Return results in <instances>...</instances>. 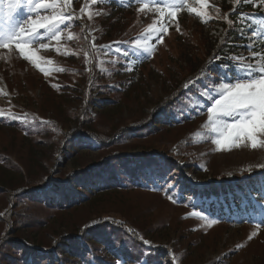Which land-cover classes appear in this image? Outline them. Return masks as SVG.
Listing matches in <instances>:
<instances>
[{"label": "rangeland", "instance_id": "374dc122", "mask_svg": "<svg viewBox=\"0 0 264 264\" xmlns=\"http://www.w3.org/2000/svg\"><path fill=\"white\" fill-rule=\"evenodd\" d=\"M219 3L208 0V7L201 9L198 0H188L173 19L155 10L165 7L164 0L150 4L144 12L138 11L142 5L136 0H97L95 4L72 0L63 9L73 19L66 21L61 41L47 39V32L40 30L44 39L39 43L49 47L41 49L38 42L32 43L43 57L39 63L47 75L14 45L0 49V110L4 112L0 116V187L6 191L0 195V239L7 235L41 249L52 248L61 237L114 216L129 220L147 245L167 248L171 261L177 260L173 264H264V221H260L264 204H256L262 215L218 217L190 195L188 187L181 192L165 184L145 187V191L98 193L68 210L29 204L11 216V193L41 186L57 171L66 177L96 166L105 157L97 137L114 139L133 124L150 132L141 138L131 136L118 151L169 152L188 173L182 180L185 186L209 189L214 183H241L264 173V148L252 149L246 142L239 148L218 150L213 139L219 133L204 127L213 103L209 93L222 83H234L241 74L233 58L242 56L245 63H256L248 45L257 50L264 47L254 31L264 20L238 21L231 27L229 14L220 13ZM190 8L206 10L207 18ZM39 11L42 16L52 14L51 9ZM6 12L7 0H0V31L35 15L23 7L9 22ZM153 25L166 28L160 33L163 43L148 31ZM137 39L151 52L136 48ZM212 95L220 98L215 92ZM223 119L233 122L231 117ZM72 139L80 148L67 153L65 145Z\"/></svg>", "mask_w": 264, "mask_h": 264}, {"label": "trees", "instance_id": "16d2710c", "mask_svg": "<svg viewBox=\"0 0 264 264\" xmlns=\"http://www.w3.org/2000/svg\"><path fill=\"white\" fill-rule=\"evenodd\" d=\"M217 6L221 14H229L231 27H236L238 21L246 20L244 22L249 23L250 20H264V4L260 0H236L235 3L220 0ZM178 101L170 105H176ZM155 128L160 127L156 125ZM149 132V128L133 124L114 139L98 136L105 157L96 166L70 173L66 177L57 171L41 186L32 185L23 192L11 193V216L14 218L17 212H23L29 204L40 205L48 210H68L84 205L98 193L145 191L146 188H160L165 184H171L180 192L188 187V193L196 195L195 199L202 201L205 207L210 206L212 214L218 217L247 219L251 214H263L256 209V204H264V185L261 186L264 173L246 177L241 183V180L235 184L224 181L217 186L214 183L209 189L199 190L185 186L182 180L188 173L169 152L137 155L118 151L119 147H124L133 138L131 136L141 138ZM78 144L72 139L65 145V152H77L80 148ZM5 192V188L0 187V195ZM242 204L244 207L241 209ZM260 221H264V217ZM6 236L0 239V264H117L118 261L123 264H173L177 261H171L168 249L164 246L147 247L144 243L146 238L138 228L126 218L114 216L100 218L84 226L79 233L61 237L56 246L47 249L32 246L22 238L9 239Z\"/></svg>", "mask_w": 264, "mask_h": 264}, {"label": "snow or ice", "instance_id": "6c2138e0", "mask_svg": "<svg viewBox=\"0 0 264 264\" xmlns=\"http://www.w3.org/2000/svg\"><path fill=\"white\" fill-rule=\"evenodd\" d=\"M92 4L97 3V0H90ZM104 3L105 0H99ZM142 6L138 9L144 12L149 8L150 4H157V0H136ZM242 2H251V0H242ZM72 0H7L6 16L9 22L13 18L17 10L27 7L29 15L25 19L19 21L14 27H6L0 31V49H11L13 45L21 53V55L30 60L35 67L42 72L47 71L41 67L39 61L43 59L32 48L33 42H40L44 39L43 33L40 30L47 32V39L55 40L57 43L66 30V21L72 20V16L64 14V7L70 6ZM188 3V0H164L165 7H156V11L161 15L166 14L175 19L176 12L179 8ZM201 9L208 7V0H198ZM264 4V0H260ZM87 8V5L85 6ZM40 9H51V15H40ZM59 9V11H57ZM85 9H81L83 12ZM197 16L207 18V12L197 10L195 8L189 9ZM93 13L88 11V18L92 19ZM62 25L64 28H62ZM149 32L153 34V38H158L160 43H163L161 32H165L166 28L161 27L157 29L155 25L149 27ZM255 31V36L264 41V23L258 26ZM30 37V39H26ZM68 39H72L69 35ZM148 38L144 37L146 41ZM136 48H143L144 51L151 52V47L142 44L141 39H137L134 45ZM41 49H47L48 43H39ZM97 46L93 43L92 48ZM248 48L252 52V58L256 63H245V57L238 56L233 58L234 63L238 64L240 75L235 78V82H226L214 88L209 93V97L213 103L208 108L209 123L204 127L210 128L212 132L219 133L213 142L218 146V150H231L233 147H241L246 142L250 143L252 149L264 148V47L260 49H253L251 44ZM60 49L57 48V52ZM87 55V53H85ZM45 63L52 64L53 61L46 60ZM63 71V69H57ZM217 93L220 98H215L212 93ZM3 110H0V116H3ZM224 117H231L232 123L224 120ZM12 118H16L13 116ZM197 135H200L199 133ZM264 167V165H262ZM213 223H215L213 221ZM259 227V225L257 226ZM256 235V233H253ZM251 238V237H250ZM149 244L148 241H144Z\"/></svg>", "mask_w": 264, "mask_h": 264}]
</instances>
